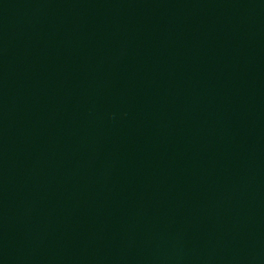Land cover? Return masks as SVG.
<instances>
[{
	"label": "water",
	"instance_id": "95a60500",
	"mask_svg": "<svg viewBox=\"0 0 264 264\" xmlns=\"http://www.w3.org/2000/svg\"><path fill=\"white\" fill-rule=\"evenodd\" d=\"M0 264H264V0H0Z\"/></svg>",
	"mask_w": 264,
	"mask_h": 264
}]
</instances>
